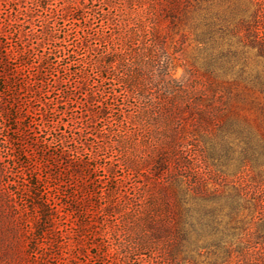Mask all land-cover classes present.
I'll return each mask as SVG.
<instances>
[{
  "label": "rangeland",
  "instance_id": "rangeland-1",
  "mask_svg": "<svg viewBox=\"0 0 264 264\" xmlns=\"http://www.w3.org/2000/svg\"><path fill=\"white\" fill-rule=\"evenodd\" d=\"M108 1L111 6L76 0L69 7H82L76 14L83 19L64 21L57 13L49 19V12L32 9L35 0H0V44L32 50V68L11 76L0 92V264H264V0H182L188 16L181 13L173 29V0H141L143 8H130L128 0ZM66 2L45 0L44 6L60 9ZM31 12L36 17L29 23ZM140 16L159 19L180 59L176 78H185L194 95L210 81L229 88L227 143L207 165L226 192L232 182L244 181L258 203L255 210L240 212L235 228L226 226L221 233L226 209L221 228L209 223L189 238L187 252L173 259L172 242L156 240L150 226L168 215L153 174L161 140L155 127L138 121L148 110L126 77L118 72L111 85L94 66L97 56L128 41L125 22ZM45 23L65 60L44 71L42 84L35 67L50 48L38 45ZM62 29H72V36L64 39ZM94 35L104 41L97 53L75 47ZM83 64L80 79L76 73ZM93 92L100 101L115 98L106 118L92 119L88 112ZM147 92L162 94L155 87ZM120 116L125 122H115ZM121 137L125 145L119 144ZM187 155L193 169L207 171L198 148ZM78 158L89 165L80 174L72 168ZM125 162L136 164L137 172ZM167 175L162 172L161 180ZM219 202L233 206L231 199Z\"/></svg>",
  "mask_w": 264,
  "mask_h": 264
},
{
  "label": "trees",
  "instance_id": "trees-1",
  "mask_svg": "<svg viewBox=\"0 0 264 264\" xmlns=\"http://www.w3.org/2000/svg\"><path fill=\"white\" fill-rule=\"evenodd\" d=\"M75 1L67 0V6L49 10L44 6L45 0H35L31 8L35 11L43 9L49 12V19H52L57 13L64 21L67 18L80 21L83 18L76 12L79 9L83 11V8L77 6L76 9H71L69 7ZM104 1L108 6H111L108 0ZM128 4L130 8H143L141 0H128ZM171 4L175 7L169 11L173 29L177 22L182 20V17L187 18L188 7H185L182 0H173ZM32 9L31 11H33ZM60 12L61 14H59ZM34 17L36 16L31 12L29 23L33 22ZM125 23V28H128L130 32L128 41H123L119 47L113 45L109 51L97 56L94 66L99 70L100 79L111 80V85L119 76L118 72H121L122 77H126V81L137 90L139 98L148 110V113L144 112L138 115V121L142 120L144 125L147 124V127H155L156 138L161 140L156 152L157 160L154 162L153 174L157 178L155 179L157 184L160 185L164 207L168 215L157 223H150V226L156 240L168 239L172 242L170 255L173 259L175 256L185 254L189 249V238L194 233L202 234L209 223L217 227L216 231L221 228L222 220L219 219L226 209H229L225 214L228 219L222 226L224 230L221 233H226V226L235 228V225L232 224L237 223L240 212L244 210L251 212L257 208L258 203L253 200L250 186L244 181L232 182L231 191L226 192L221 185L220 175H215L207 165L216 148L221 147V143H227L223 136L231 125L228 116L230 110L226 107L230 95L229 88L222 85L223 89L221 90L218 82L210 81L204 91L194 95L185 78L180 80L176 78L180 59L175 50H170L173 41L169 36L162 34L159 19L152 16H140V18H135L132 23L130 21ZM25 25V23L21 24L22 27ZM44 25L46 28H43L42 31L43 40L38 45L43 47L42 45L48 44L50 48L48 51L42 52L41 62L35 67L37 69L36 82L42 84L46 82L44 71L54 68V65L65 60L61 56L63 53L61 46L56 45L53 40L55 38L53 32L46 30L48 29L47 23ZM72 31V29H62L61 33L64 39L72 36ZM21 33L24 38L29 36L23 30ZM81 40L75 47L91 49L94 53L98 52V45L104 43L95 35L93 37L86 36ZM31 51L24 45L18 47L13 44H0L1 93L5 89L4 87L11 84V80H6H9L11 76L18 78L21 72L24 73L27 69L32 68L29 63L31 62ZM84 65L83 69L76 73L78 76L85 71ZM80 79H82L81 76ZM151 87H155L162 93L159 98L147 92ZM28 92L33 91L28 89ZM114 102L115 98H111V96L100 101L97 94L93 92L87 96L86 103L89 106L88 112L91 113L92 119L97 117L101 119L106 118L109 111L112 110ZM65 105L68 106L67 103ZM95 107L99 111H95ZM124 118V116L116 117L115 122H125ZM162 127H165L163 132L160 130ZM121 139L119 144H122L121 141H123V145H125V138L121 137ZM196 148L200 150L208 167L205 172L196 171L190 163L191 159L187 155L188 149ZM171 164L173 165L171 166ZM170 166L172 170H170ZM84 167L88 168L89 165L78 158L74 161L72 168L74 172L80 174V170ZM125 168L137 172L136 164L125 162ZM165 171L168 174L167 180L162 181L160 176ZM232 191L234 193H230ZM224 198L231 199L233 206L221 205L219 200ZM49 205L50 212L55 211L51 202ZM53 215H51V221L55 222ZM43 233L45 232L43 231ZM215 246L220 247V245ZM221 246H223L222 249H226L224 252L229 255L230 246L226 243ZM34 254L38 258V252Z\"/></svg>",
  "mask_w": 264,
  "mask_h": 264
}]
</instances>
